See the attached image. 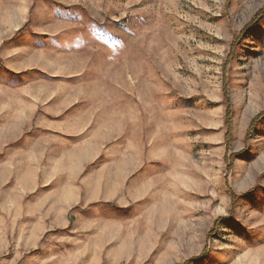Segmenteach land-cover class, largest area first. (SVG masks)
<instances>
[{
	"label": "rangeland",
	"instance_id": "rangeland-1",
	"mask_svg": "<svg viewBox=\"0 0 264 264\" xmlns=\"http://www.w3.org/2000/svg\"><path fill=\"white\" fill-rule=\"evenodd\" d=\"M262 111L264 0H0V264H264Z\"/></svg>",
	"mask_w": 264,
	"mask_h": 264
},
{
	"label": "trees",
	"instance_id": "trees-1",
	"mask_svg": "<svg viewBox=\"0 0 264 264\" xmlns=\"http://www.w3.org/2000/svg\"><path fill=\"white\" fill-rule=\"evenodd\" d=\"M226 96H227V95H226ZM228 110H229V109H228ZM228 110H227V112H228ZM227 114H229V113H227ZM263 116H264V111L260 112V113L254 118L253 125H254L259 119H262ZM227 121H228V120H227ZM228 191H229V194L231 195V198H232L233 200L236 199V198H238V197L246 196V195L249 194L248 191H247V192L244 193L243 195H236V194L232 191V189H231L230 187L228 188Z\"/></svg>",
	"mask_w": 264,
	"mask_h": 264
}]
</instances>
